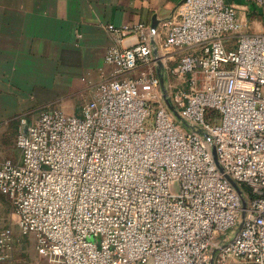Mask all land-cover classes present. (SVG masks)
Listing matches in <instances>:
<instances>
[{
	"label": "built area",
	"instance_id": "1",
	"mask_svg": "<svg viewBox=\"0 0 264 264\" xmlns=\"http://www.w3.org/2000/svg\"><path fill=\"white\" fill-rule=\"evenodd\" d=\"M245 27L228 0H183L154 28L109 24L137 37L106 50L110 78L78 114L20 115V159L0 156V262L22 264L17 228L47 264H264V32ZM156 37L179 51L171 65Z\"/></svg>",
	"mask_w": 264,
	"mask_h": 264
},
{
	"label": "crops",
	"instance_id": "2",
	"mask_svg": "<svg viewBox=\"0 0 264 264\" xmlns=\"http://www.w3.org/2000/svg\"><path fill=\"white\" fill-rule=\"evenodd\" d=\"M182 2L0 0V156L20 159L14 144L20 115L47 106L78 114L95 86L110 78L112 66L105 62L106 50L112 45L130 46L137 37L120 38L109 24L144 23L151 27L175 15ZM228 2L237 7L238 18L247 24L244 32H264V15L253 3ZM157 30H162L160 25ZM155 44L167 65L175 62L179 51L164 49L160 37ZM14 233L18 242L12 260L24 264L26 260L17 257V250L27 237L32 238L23 239L17 228ZM32 244L34 247L33 240Z\"/></svg>",
	"mask_w": 264,
	"mask_h": 264
},
{
	"label": "rangeland",
	"instance_id": "3",
	"mask_svg": "<svg viewBox=\"0 0 264 264\" xmlns=\"http://www.w3.org/2000/svg\"><path fill=\"white\" fill-rule=\"evenodd\" d=\"M263 27H264V21H263ZM165 104L167 105L168 110L172 112L177 119H181L179 113L177 112V109L172 104V101L169 96H166ZM15 149L20 154L16 146ZM211 150L217 166L220 169H222V166L217 158L215 147L213 146ZM10 222H11V204L5 196L0 194V228L8 226ZM22 237L23 239H25L27 236H22ZM16 255L17 257L26 260L24 264H47L46 260L36 253L32 244V240L29 239L28 237L25 239L22 248L17 250Z\"/></svg>",
	"mask_w": 264,
	"mask_h": 264
},
{
	"label": "water",
	"instance_id": "4",
	"mask_svg": "<svg viewBox=\"0 0 264 264\" xmlns=\"http://www.w3.org/2000/svg\"><path fill=\"white\" fill-rule=\"evenodd\" d=\"M155 26H156V24L152 25L151 28H154ZM159 77H160L161 88H162V90H163V95L166 97V91H165L164 86H163V79H162V77H161L160 75H159ZM226 177H227V179L231 182V184L233 185V187H234L238 192H240V189H239V186L237 185V183H236L234 180L230 179L228 176H226ZM243 205H244V204H243ZM214 252H215V250H213L212 254H214Z\"/></svg>",
	"mask_w": 264,
	"mask_h": 264
}]
</instances>
